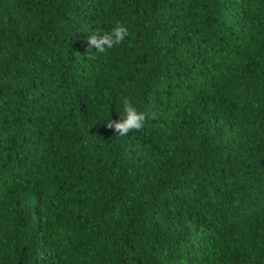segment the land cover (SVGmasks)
Wrapping results in <instances>:
<instances>
[{
	"label": "trees",
	"instance_id": "1",
	"mask_svg": "<svg viewBox=\"0 0 264 264\" xmlns=\"http://www.w3.org/2000/svg\"><path fill=\"white\" fill-rule=\"evenodd\" d=\"M0 264H264V0H0Z\"/></svg>",
	"mask_w": 264,
	"mask_h": 264
},
{
	"label": "clouds",
	"instance_id": "2",
	"mask_svg": "<svg viewBox=\"0 0 264 264\" xmlns=\"http://www.w3.org/2000/svg\"><path fill=\"white\" fill-rule=\"evenodd\" d=\"M128 36V26L120 21H116L107 31H92L87 35L88 58L96 59L98 55L107 53L110 49L123 43ZM117 111L120 113L119 119L113 120L108 110L102 121L108 127L113 128L120 137L127 136L133 130H141L145 126L148 114L138 108L131 98L122 97Z\"/></svg>",
	"mask_w": 264,
	"mask_h": 264
}]
</instances>
